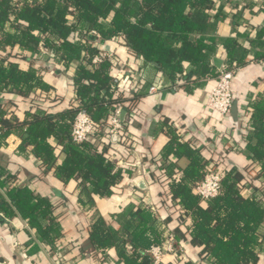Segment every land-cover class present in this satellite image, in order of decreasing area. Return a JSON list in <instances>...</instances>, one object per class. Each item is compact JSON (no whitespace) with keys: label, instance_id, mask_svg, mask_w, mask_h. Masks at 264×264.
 <instances>
[{"label":"trees","instance_id":"16d2710c","mask_svg":"<svg viewBox=\"0 0 264 264\" xmlns=\"http://www.w3.org/2000/svg\"><path fill=\"white\" fill-rule=\"evenodd\" d=\"M213 2L0 0V93L12 92L27 97L37 88H49L36 68H22L16 60H26L29 64L42 62L38 49L41 42L49 49L55 65L57 62L58 66L67 68L73 60H80L74 80L80 103L57 113L31 110L23 121L5 118L6 108L0 103V146L6 143L11 133H18L24 137L23 145H33L34 153L44 162L54 161L53 149L48 143V138L54 136L67 154L65 161L57 166L56 175L65 182L77 178L82 189L90 188L101 196L112 195L113 187L130 173V168L117 166L110 153L98 150L96 138L74 141L71 137L72 125L78 111L83 108L98 128L102 127L116 109H132L138 99L136 93L127 96L113 82L110 75L114 67L112 59L93 62V58L107 52L103 46L109 40L124 34L136 55L145 62L156 63L172 79L183 74L184 61L190 62L198 75H217L218 72L210 65L209 52L214 46L196 36L192 38L193 34L208 28L206 10ZM70 7L74 10H70ZM69 14H72V18H68ZM106 18L110 20L107 26L101 22ZM93 30L101 34L100 43H95L89 37L88 32ZM54 37L58 42L53 41ZM169 39L180 40V47H169ZM238 45L233 38L226 40L231 66L235 60L237 66L244 61L243 56L236 57ZM16 46L28 52H13ZM46 67L50 69V66ZM32 97L34 100L35 96ZM254 106L255 127L247 135L245 148L253 161L259 163L254 173L251 165L246 167L227 163L219 194L208 199V205L203 207L200 197L193 192V185L203 178L200 152L195 145L175 137L168 144L167 152H174L178 157L185 155L191 163L184 170L182 179L175 180L172 175L174 162H166L157 176L161 194L166 192L163 186L168 185L169 209L178 205L184 209L179 211V222L182 223L184 214L191 218L189 240L193 245L203 246L200 255L210 256L212 260L208 261L209 264H257L259 260L256 229L264 220V184L258 186L255 182L258 177L264 176V99ZM105 140L110 141V138H104L101 144L107 145ZM227 149L243 151V148L235 145L231 146V150ZM146 155L150 156L149 153ZM218 164L215 163L213 167L218 168ZM249 171L253 173V178L247 175ZM244 178L259 190V195L246 197L242 193L246 185ZM80 201L84 203L82 198ZM52 206L48 198L34 194L27 186L16 184L6 187L0 171V215L20 214L36 229L38 237L44 242H54L60 234ZM168 213L165 219L168 223L165 221L166 226L162 228L150 204L145 201L136 203L130 214L132 221L127 226H122L120 230L112 229L98 216L91 226L90 238L96 250L116 247L119 264H173L162 261L155 263L149 252L151 246L162 243L166 238V229L174 211L168 210ZM40 218L47 219L49 223L44 224ZM179 230L178 226L175 227L174 234L178 235ZM184 238L187 239V236Z\"/></svg>","mask_w":264,"mask_h":264},{"label":"crops","instance_id":"0c3cea01","mask_svg":"<svg viewBox=\"0 0 264 264\" xmlns=\"http://www.w3.org/2000/svg\"><path fill=\"white\" fill-rule=\"evenodd\" d=\"M70 10L74 9L70 7ZM206 12L209 16L208 28L193 34L192 38L196 36L214 46L209 55L210 65L215 72L219 73L220 67L214 64V59H222L223 62L228 59V38L239 43L236 57H244L232 81L238 119L235 120L231 114L230 118L222 122L216 121L219 114L207 106L208 94L216 82V75H198L190 62L184 61L183 74L172 79L156 63L145 62L136 55L127 44L124 34L115 36L103 46L108 53L112 51L113 54L109 57L114 64L110 75L113 82L115 75L126 76L128 82L121 89L127 96L136 93L138 101L132 109L118 108L120 114L125 110L124 137L113 136L110 141L105 140L107 145L97 140L96 147L110 153L117 166L130 168V173L113 187L112 195L101 196L90 188L82 189L77 178L65 182L56 175L57 166L67 156L56 137L48 138L54 161L44 162L34 153L33 145H23L24 137L11 133L6 143L0 146L1 180L6 187L16 184L27 186L34 194L48 198L59 222L60 234L54 242H44L38 237L36 229L20 214L0 215V264H119L116 247L105 251L96 250L90 238L91 226L101 216L110 228L120 230L132 221L130 214L135 204L143 201L154 205L156 218L161 215L164 221L169 215L168 210L174 211L168 226L171 229L178 226L180 229V233L175 235L176 245L180 242L184 244L186 259L183 253H169L162 258V262L209 264L212 258L200 255L203 246L193 245L189 240L191 218L184 214L182 223L179 222V211L184 209L181 205L169 209L166 193L168 185L163 186L166 192L161 194L157 176L166 162H174L172 175L175 180L182 179L184 170L191 163L185 155L178 157L174 152H167L168 144L175 137L195 145L200 152L202 171L215 163H219L218 168L221 170L227 168V163L246 167L251 165L254 167L253 173L259 166L245 148L247 135L255 127L254 104L264 99V0H214ZM68 18H72V14ZM109 21L108 18L101 19L106 26L110 24ZM90 34L94 35L92 41L101 42L98 31ZM53 41L58 42L55 37ZM167 45L178 48L181 41L169 39ZM38 49L42 62L33 61L29 64L26 60H16L22 68H36L49 88H37L27 97L12 92L0 93V103L6 108L5 118L23 121L31 110L57 113L80 103L74 84L80 60H73L67 68L58 66L57 62L56 66L43 42ZM17 51L28 52L19 46L13 50ZM235 63L237 65L236 60ZM152 85L158 89L149 93L148 88ZM32 95L35 96L34 100ZM234 145L243 148V151L227 149L231 150ZM253 173L249 171L247 175L253 178ZM247 180L244 178L246 185L242 193L246 197L259 195V190ZM255 183L263 185L264 176L258 177ZM262 200L264 202V197ZM200 204L206 207L208 202L201 200ZM40 220L44 224L49 223L47 219ZM256 235L259 241L256 247L259 254L257 264H264V220L256 229ZM203 254L206 255L205 252Z\"/></svg>","mask_w":264,"mask_h":264},{"label":"built area","instance_id":"2783aa9c","mask_svg":"<svg viewBox=\"0 0 264 264\" xmlns=\"http://www.w3.org/2000/svg\"><path fill=\"white\" fill-rule=\"evenodd\" d=\"M90 33H96V31L88 32V34ZM112 55V51L109 53L104 52L102 55L95 56L93 62H101L103 59L109 58ZM238 70L239 66L235 63L231 66L229 59H227V61L222 63L219 73L215 76L216 82L209 91L207 106L219 114L216 121L220 120V122H222L231 116V108L234 102L232 81ZM127 82L128 78L126 76L115 75L114 83L119 88L124 87ZM157 89L156 86L152 85L149 86L148 91L149 93H152L157 91ZM124 128V122L120 119V111L118 109L109 116L108 120L102 127L98 128V125L91 118L89 113L81 108L74 119L71 137L76 142H84L90 138H96L97 140L102 141L106 137L111 138L113 136L123 138ZM222 181L223 170L213 166H206L205 170H203V178L193 185V192L198 195L201 200H208L219 194L222 187ZM151 208L156 212V207L154 205H151ZM157 218L160 226L162 228L165 227L166 223L161 215H158ZM176 242L177 239L173 229L170 227L167 228L165 240L160 244L151 246L149 249L154 262L159 263L166 254H177L179 252L183 253V258L186 259L184 244L180 243L177 247Z\"/></svg>","mask_w":264,"mask_h":264},{"label":"water","instance_id":"95a60500","mask_svg":"<svg viewBox=\"0 0 264 264\" xmlns=\"http://www.w3.org/2000/svg\"><path fill=\"white\" fill-rule=\"evenodd\" d=\"M89 37H90V38H94V35L90 34ZM222 63H223V60H222V59H218V58H215V59H214V64H215L217 67H221ZM185 79H186V77H185ZM124 114H125V110H122V112H121V114H120V119H121L122 121L124 120V116H123ZM231 114H232V116H233V118H234L235 120L238 119V107H237V102H236V101L233 102V106H232V108H231Z\"/></svg>","mask_w":264,"mask_h":264}]
</instances>
